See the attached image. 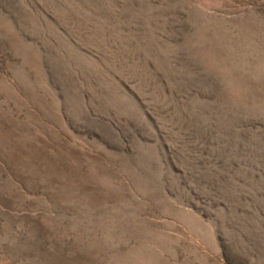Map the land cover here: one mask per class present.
<instances>
[{
  "label": "rangeland",
  "instance_id": "1",
  "mask_svg": "<svg viewBox=\"0 0 264 264\" xmlns=\"http://www.w3.org/2000/svg\"><path fill=\"white\" fill-rule=\"evenodd\" d=\"M0 264H264V0H0Z\"/></svg>",
  "mask_w": 264,
  "mask_h": 264
}]
</instances>
